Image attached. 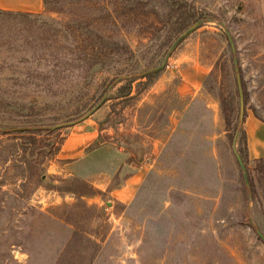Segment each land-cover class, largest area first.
Wrapping results in <instances>:
<instances>
[{
	"label": "rangeland",
	"instance_id": "374dc122",
	"mask_svg": "<svg viewBox=\"0 0 264 264\" xmlns=\"http://www.w3.org/2000/svg\"><path fill=\"white\" fill-rule=\"evenodd\" d=\"M180 1L186 10L172 22L161 10L169 24L158 30L153 15L106 16L111 0H47L42 12L0 13V264H264V158H247L243 126L248 113L264 119V0ZM116 18L114 39L135 54L108 63L129 61L138 76L157 70L130 93L125 80L111 81L117 67L86 76L65 62L82 54L78 39L103 41L102 29L117 30ZM211 72L215 92L205 84ZM88 118L100 140L145 167L129 202L62 168L64 138Z\"/></svg>",
	"mask_w": 264,
	"mask_h": 264
},
{
	"label": "crops",
	"instance_id": "0c3cea01",
	"mask_svg": "<svg viewBox=\"0 0 264 264\" xmlns=\"http://www.w3.org/2000/svg\"><path fill=\"white\" fill-rule=\"evenodd\" d=\"M0 8L13 11L42 12L45 0H0ZM137 120V117H134ZM247 135V158L264 157V119L254 112L248 113L243 123ZM98 123L85 119L64 138L58 158L64 160L63 170L78 174L109 192L120 202H129L134 196L144 165L127 162L128 153L116 141L100 140ZM130 170L117 186L111 187L116 174Z\"/></svg>",
	"mask_w": 264,
	"mask_h": 264
},
{
	"label": "trees",
	"instance_id": "16d2710c",
	"mask_svg": "<svg viewBox=\"0 0 264 264\" xmlns=\"http://www.w3.org/2000/svg\"><path fill=\"white\" fill-rule=\"evenodd\" d=\"M111 2L114 4L113 7L110 6V3H107L106 5L103 4L102 10L105 12L104 14L107 16L115 15V13L119 14H125L126 18L128 20H140L143 18H149L151 15L155 17V20H158V23H161V27L156 26V30L163 28L162 25H168L169 21L164 20L161 18L163 15V12L161 10L168 9V15L170 16V22H172V19L174 16H176V13L179 12L180 9L186 10L184 8V5L181 4L180 0H111ZM45 4H47V0H45ZM136 10V13L133 11ZM24 11H13V10H5L0 8V13H8V14H20ZM131 12V13H130ZM27 13V12H26ZM135 14V15H134ZM138 18H137V17ZM204 16V15H203ZM206 16V15H205ZM117 17V16H116ZM81 21V20H80ZM114 25L117 28L113 29L109 33L106 31L100 33L101 36H99L103 41H98L97 39L94 40H88V38H81L77 40V43L75 44V49H78L82 52V54H76L72 58H68L65 62L69 65V70L71 73H75L78 71L80 75L82 73L84 75H94L97 72L103 71L106 67H108L107 71L111 70L110 67H117L118 69L115 70L114 77L111 79V81H114L117 78H120L119 81L125 80L128 84L129 93L131 92V89L133 87V82L135 80H138L139 78H146L151 76L153 72H157V70L153 72H146L141 76H138L134 73V68L132 67V64L129 63V61H123V65H112L113 63H108L110 60H120V59H126L124 58L125 55H134L135 50L134 48L127 42L123 45L114 39L113 34H119L122 33V28H120L119 20L116 18L113 20ZM183 26H186V23L183 24ZM105 33V35H103ZM108 33V35H107ZM105 39V40H104ZM84 50H90L91 52H88V54H85ZM131 60V59H130ZM121 61V60H120ZM145 70V69H143ZM71 75V74H70ZM38 79L48 78L43 76L42 74L35 75ZM17 78V77H16ZM20 78V77H18ZM212 79V80H211ZM18 80V79H17ZM31 79H24L23 82L31 83ZM206 80V86L208 87L212 92H215L213 89V84L215 83V78L213 76V72L207 75L205 78ZM19 81V80H18ZM1 82V81H0ZM221 98L222 107L224 108V99ZM236 129L237 130H243L242 124H240L239 119L236 121ZM245 132V131H244ZM244 162L247 161L246 156L243 153V150H239ZM264 158V157H261ZM260 159V158H259ZM247 166V165H246ZM249 171V170H248Z\"/></svg>",
	"mask_w": 264,
	"mask_h": 264
},
{
	"label": "water",
	"instance_id": "95a60500",
	"mask_svg": "<svg viewBox=\"0 0 264 264\" xmlns=\"http://www.w3.org/2000/svg\"><path fill=\"white\" fill-rule=\"evenodd\" d=\"M202 22V19H199L197 20L196 22H194L188 29H186L175 41L174 43L172 44L171 48H170V51L168 52V54L166 55L163 63L156 67L155 69H160L162 68L164 65H166V62L168 60V57L171 53V51L178 45V43L184 39L187 35H189L192 31H194L199 25L200 23ZM229 39H230V42L232 44V47L233 49H235V46H234V42H233V39L232 37L230 36L229 34ZM234 62H235V69L237 71V82H238V89H239V96H240V122H243L244 120V112H245V94H244V90H243V85H242V77H241V73H240V70H239V66H238V59L235 58L234 59ZM106 94L102 97V99L84 116V117H87L88 115H90L93 111H95L96 109H98L105 101L106 99ZM235 153H236V156H237V159H238V162L240 164V167L243 169V172H244V177H245V181L247 184H249V174H248V170H247V166L244 162V159L242 157V155L240 154V152L235 148ZM260 236L263 238L264 240V233H262V231L258 230Z\"/></svg>",
	"mask_w": 264,
	"mask_h": 264
}]
</instances>
